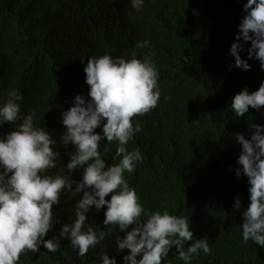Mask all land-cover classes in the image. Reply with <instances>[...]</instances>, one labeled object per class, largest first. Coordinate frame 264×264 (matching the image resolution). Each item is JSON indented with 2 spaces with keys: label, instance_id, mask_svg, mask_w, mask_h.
Listing matches in <instances>:
<instances>
[{
  "label": "trees",
  "instance_id": "obj_1",
  "mask_svg": "<svg viewBox=\"0 0 264 264\" xmlns=\"http://www.w3.org/2000/svg\"><path fill=\"white\" fill-rule=\"evenodd\" d=\"M246 3L145 0L136 13L130 0H0V104L10 90H18L23 97L17 101L21 115L34 111L35 126L44 127L58 141L54 150L60 152V161L46 171L49 176L69 175L68 153L75 149L60 141L66 131L61 113L74 106L75 96L87 97L88 58L108 54L131 59L135 51L143 60L149 49L135 46L150 42L161 98L156 108L133 118L142 131L128 148H138L143 162L124 175L146 211L167 209L184 216L194 238L208 239L211 254L201 252L192 264H264V247L242 238L250 185L247 176H236L242 145L235 139V134L250 139L255 132L251 124L264 125V107H250L243 117L230 110L236 94L245 88L257 91L264 82L258 60H248L251 68L243 71L234 66L230 54ZM241 43L240 55L248 59L251 42ZM19 123L5 122L0 137ZM102 127L96 132L103 134ZM116 148L115 142L101 141L99 151L108 165L118 162L113 159ZM82 174L83 169H77L71 179L79 181ZM82 195L61 192L60 204L53 206L54 228L45 239L59 237L62 227L76 218L74 207ZM237 197L240 209L235 208ZM106 210L93 206L87 214L86 223L105 231V241L86 256L80 257L68 240L61 239L57 252L41 246L36 253L21 254L19 264H99L104 251L117 264H125L129 250L120 252L116 245L117 236L125 233L105 227ZM191 243H185V250ZM177 254L173 246L162 264H185Z\"/></svg>",
  "mask_w": 264,
  "mask_h": 264
},
{
  "label": "clouds",
  "instance_id": "obj_2",
  "mask_svg": "<svg viewBox=\"0 0 264 264\" xmlns=\"http://www.w3.org/2000/svg\"><path fill=\"white\" fill-rule=\"evenodd\" d=\"M144 3L145 0H130L136 13ZM243 9L245 15L236 42L230 48L234 66L248 71L251 68L248 60L254 58L264 70V0H247ZM128 14L131 16L132 12ZM241 41L251 42L248 59L240 55L244 49ZM135 47L149 49L143 60L137 58L135 51L131 59L108 54L88 58L84 67L89 86L87 97L75 96L74 106L61 113L66 131L60 141L75 149L68 153V176L45 174L60 161V152L54 150L58 141L44 127L35 126L34 111L21 115L17 101L23 97L19 91L10 90L6 102L0 104V126L21 121L15 130L0 137V264H19L21 254L36 253L41 246L55 253L61 247V239L68 240L80 257L86 256L90 249L105 241V231L97 232L86 223L93 206L97 211L106 206L105 227L112 226L125 233L123 238H116L120 252L129 250L123 257L125 264H162L173 246L178 259L185 264H192L193 257L201 252L211 254L208 239L194 238L186 217L171 214L167 209L146 211L135 188L125 179V172L132 173L143 162L138 148L131 151L128 148L129 141L142 131L139 122L133 124V118L149 113L161 98L150 42L146 40ZM164 99L167 101L169 97ZM250 107L257 111L264 107V82L257 91L250 93L245 88L236 94L230 110L243 117ZM101 125L103 134L96 132ZM250 128L255 129L250 139L235 134L242 145L237 161L241 167L236 169V176H247L250 185V204L243 212L244 223L240 227L245 243L252 241L264 247V125L251 124ZM105 139L117 144L113 159L118 162L111 165L99 151ZM81 168L82 179H71L72 173ZM62 191L73 196L83 194L74 207L76 218L62 227L59 237L45 239L54 228L53 206L60 204ZM110 193L111 198L106 199ZM235 208H241L239 197ZM130 225L135 226L128 231ZM189 241L192 243L185 250ZM99 264H117V260L104 251L99 255Z\"/></svg>",
  "mask_w": 264,
  "mask_h": 264
}]
</instances>
